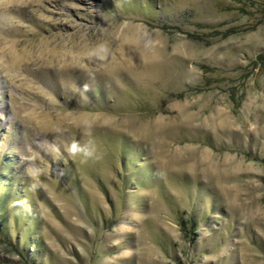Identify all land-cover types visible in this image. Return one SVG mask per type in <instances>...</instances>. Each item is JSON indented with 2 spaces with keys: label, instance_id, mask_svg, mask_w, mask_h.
Returning a JSON list of instances; mask_svg holds the SVG:
<instances>
[{
  "label": "rangeland",
  "instance_id": "obj_1",
  "mask_svg": "<svg viewBox=\"0 0 264 264\" xmlns=\"http://www.w3.org/2000/svg\"><path fill=\"white\" fill-rule=\"evenodd\" d=\"M0 264H264V0H0Z\"/></svg>",
  "mask_w": 264,
  "mask_h": 264
},
{
  "label": "bare ground",
  "instance_id": "obj_2",
  "mask_svg": "<svg viewBox=\"0 0 264 264\" xmlns=\"http://www.w3.org/2000/svg\"><path fill=\"white\" fill-rule=\"evenodd\" d=\"M133 45V44H132ZM120 48H122V50L121 51H124V54L126 53L127 55H126V57H132V55H133V53H131L130 54V52L131 51H133L134 52V49L133 48H131V46H130V44L127 42L126 44L124 43V45H123V47H120ZM35 50L36 51H38V50H40V48H35ZM128 51H129V55H128ZM136 53V52H135ZM124 56V55H123ZM139 57V56H138ZM149 58V57H148ZM130 59V58H129ZM124 60V59H123ZM156 60V59H155ZM130 61H133V60H131L130 59ZM144 61H146V60H144ZM159 61V60H158ZM148 62V61H147ZM157 62V61H156ZM26 63V62H25ZM29 63V62H28ZM43 63V62H42ZM163 63V62H162ZM120 64V63H119ZM138 64V65H137ZM136 65L139 67V68H150L151 66H152V64L154 65V63H142V62H140V63H137ZM155 64H157V63H155ZM158 65H160V63H158ZM154 67V66H153ZM138 69V68H137ZM140 69V70H141Z\"/></svg>",
  "mask_w": 264,
  "mask_h": 264
}]
</instances>
